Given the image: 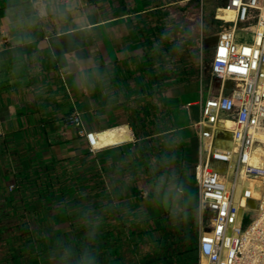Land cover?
Here are the masks:
<instances>
[{
	"label": "crops",
	"instance_id": "obj_1",
	"mask_svg": "<svg viewBox=\"0 0 264 264\" xmlns=\"http://www.w3.org/2000/svg\"><path fill=\"white\" fill-rule=\"evenodd\" d=\"M186 1L0 0L2 152L17 160L27 152L51 161L54 156L64 158L84 151L88 141L79 135L80 128L65 123L76 109L81 112L86 131L120 123L130 125L128 120L111 119V115L115 103L120 106L123 100L122 106L127 107L131 100L132 93L123 85V76L140 74L139 66L146 53L141 30L148 28L143 20L161 15L168 3ZM132 76L124 84L132 82ZM117 85L123 92L117 93ZM180 86L184 85L168 89L171 94L165 95L169 100L176 97L175 89ZM198 101L188 100L181 106L192 121L186 126L174 125L178 139L189 149L191 137L187 136L186 142L181 130L192 129L199 144L198 129L193 125L199 117L194 120L192 113V107L198 106L200 115ZM185 191L180 207H196L197 188L196 195ZM150 203L135 209H140L141 214L150 209L161 216L165 210L161 197H153ZM102 240L105 238H94V264L112 259L111 250L101 247Z\"/></svg>",
	"mask_w": 264,
	"mask_h": 264
},
{
	"label": "rangeland",
	"instance_id": "obj_2",
	"mask_svg": "<svg viewBox=\"0 0 264 264\" xmlns=\"http://www.w3.org/2000/svg\"><path fill=\"white\" fill-rule=\"evenodd\" d=\"M167 1L168 0H166V2ZM223 5L224 4L218 2V0H187L183 3H168L161 15L155 16L153 14L146 20H143V23L146 24V26L148 25L147 27L149 29L157 26V28L162 30V33L165 31L167 34L166 37L170 40L172 45L171 47H168L166 45L164 46L162 42L159 43L158 51L162 50L164 54H167L163 61L157 62L154 66L157 69H160L156 70L159 84L163 83L161 77V74H163L164 71L163 69L161 71L163 64L167 70L166 76L168 79L172 80L174 85L177 84L184 86L175 89L176 97L172 98L170 102L168 101V104H165L162 101L161 96H157L158 91L150 92L148 89L143 88L139 94L131 96V100L126 104L127 107L124 105L122 106V103H124L123 100L121 101L120 106L118 103H115L116 108L113 109L114 114L111 115V119L118 121L128 120V122L131 120L136 124L137 128L140 127L138 130L142 129L146 131L145 133L147 134V137L151 136L148 135L150 134L148 129L150 130L154 125L160 129L164 126L171 127L173 124L186 126L192 121L187 117L185 110L182 109L181 106L188 100H201V98L206 99L209 96V85L211 84L210 67L215 47L219 40L221 25L227 22V26H234L236 22V19L233 17L235 14L234 12L229 19L216 16L218 15V8L224 7ZM241 26L242 25L238 27L239 37H243L245 34V31L239 29ZM160 36L161 34L155 36L151 35V38L155 39ZM144 61L145 57H143V62ZM135 63L136 62H133L132 64L135 65ZM182 76L187 77L186 81L183 83H181ZM141 80L143 84H146V77H142ZM171 86L173 87L171 84L162 88L159 93L163 95V97H168V95L165 94H171V91L168 90ZM107 87H110V90L112 91V86L109 83L107 84ZM115 90L117 93L122 91L118 85ZM171 112L175 113L174 115L172 113L174 121L171 120ZM135 113H140V116L144 119L140 120L135 116ZM192 113L193 119L197 120L199 117V107H192ZM65 123L68 126H73L67 122ZM176 129L177 127L170 131L158 132L156 135L157 137L155 138H162V146L174 149L176 148L177 142H179ZM181 132L186 142H189L188 139L191 137L190 141L192 142V147H190L191 149L184 147L185 155L182 156L183 159L181 160H178L176 155L179 154V152L182 153V151L174 149V153L171 155V162L173 163L169 165V171L167 172H165V169L164 171L159 170L161 166H166L167 162L163 161V159L161 160L157 153L154 154L157 150L155 147L157 143L153 142L152 145L148 146L150 148H148L145 147L144 144H141L139 141L141 139L136 138V136L134 141L125 143L132 145L130 146V150L126 153H120L116 151L117 149H115V151H109V149L96 150L93 152V155L81 160L84 165L79 159L75 164H73L72 161L65 163L67 172H64V187L66 189L71 187L76 189L78 192L76 196L79 197L78 199L82 208L87 211L85 214L87 218H92V215H94L92 211V200L98 196L96 194H102L105 191H108L111 195V200H114L113 204L119 205L118 190L122 191V188L127 186L128 191L124 192L125 194L127 193L125 195V197L127 196L125 200H130V198H128L130 192L129 187L134 186V182H136V184L142 189V193L145 197L150 193L156 195L159 191L162 193L161 196L165 193L168 197H161L165 207L167 204L166 201L173 200V205L163 212V214L165 212H167L166 214L169 213L167 215L168 221L166 223L167 230H165V232L158 230L156 234L152 235L149 233L140 236L139 232L143 228V216L141 214H139V216L132 215L135 212H130V209L122 215L121 220L120 218L118 219V217L110 219L111 222H114L110 227L113 232L111 238H115L116 240L112 243L107 241L108 238H105V240H102L101 247L104 246L105 249L107 248V250H111L112 255H117L116 257L120 259L122 258L123 263L121 264H135L138 261H145V258L147 260L151 258L154 259V254L157 255V258H160L158 264L200 263L198 249L199 235L205 226L206 220L204 219V221L200 223L198 208L195 207V205L189 207L182 205V207H180V197L184 196L186 192L185 190H191L192 193L194 191V194L196 195L193 170L194 164L197 160L198 141L195 132L192 129L185 127ZM80 136L85 140L87 139L85 134ZM187 136H189L188 139ZM0 143L3 144L2 139ZM1 148L2 147L0 146V204L5 202V194L8 192L6 189L1 188L5 180H9L8 171H17L13 164L14 157L10 155L11 160L8 159V154L2 152ZM88 151H91L89 143H87L84 151L79 150L77 154ZM144 152H150V154L144 156ZM46 158L43 159L46 160ZM149 168H153L158 172L156 173L155 178L149 174ZM180 180H183L184 182L191 180L192 183H181ZM80 181L83 183H79ZM123 181H126L129 185L122 184ZM73 183H75L74 186ZM172 189L173 195H168ZM65 193L66 192L63 194L57 193L58 196L56 199H58L55 201V206L59 208L57 209L54 207L53 211H61L60 205L64 202L62 195L65 196ZM151 200L147 199L146 202L144 201L145 207V203L147 202V205L150 206ZM104 203L106 204L107 200L104 201ZM68 204L72 205V202H68ZM68 204L64 203V207H67ZM128 204V208H131ZM78 210L80 211L81 208ZM78 210L77 215L80 216L84 210L82 212H79ZM122 210H126L124 209V206L122 207ZM257 214L258 212L255 211L254 220L256 219ZM252 219L253 216L251 212L245 216L243 222L244 229L250 225ZM102 220L104 221V219ZM0 224L7 226V229L0 235V254L4 255L8 253V247L10 246L6 242L7 236L11 234L16 236L19 232L18 228H21L22 226H20V219L18 216H6L5 213L0 214ZM120 224L122 225L121 228L124 233L119 230ZM29 228L33 230L37 229L36 233H31V237H35L44 231L43 227L36 219H30ZM259 233V237L264 240V225ZM26 237L29 238L30 235H26ZM141 238H148V242L142 241L143 239ZM153 238H159L158 244L152 242V240H155ZM109 246H111V248ZM255 248L259 249L260 253H257L256 251L258 250ZM116 249L118 250L117 254H114ZM67 250L68 249H61L60 252H56L52 251L50 248L47 253L43 254L44 260H52L56 257H60L61 254L64 258H72L73 255L67 254ZM238 255L242 256L240 264H264V247H254L246 257L245 254H243V251ZM25 257L30 258L28 256ZM87 257L88 256L85 255V258ZM56 261L57 260H54V263L52 262L51 264H56ZM67 262L68 261H64L63 263L60 261L59 264H68Z\"/></svg>",
	"mask_w": 264,
	"mask_h": 264
},
{
	"label": "built area",
	"instance_id": "obj_3",
	"mask_svg": "<svg viewBox=\"0 0 264 264\" xmlns=\"http://www.w3.org/2000/svg\"><path fill=\"white\" fill-rule=\"evenodd\" d=\"M218 2L233 9L236 22L221 25L210 67V94L198 101L200 115L193 123L199 139L193 170L197 208L200 223L206 220L199 235V264H226L228 252H241L238 237L245 216L251 212L253 222L256 209L249 203L251 194L243 202L237 189L246 178L249 183L264 180V0ZM240 25L243 37L238 36ZM252 31L258 39L246 43ZM66 122L79 127L80 135L89 132L77 109Z\"/></svg>",
	"mask_w": 264,
	"mask_h": 264
},
{
	"label": "trees",
	"instance_id": "obj_4",
	"mask_svg": "<svg viewBox=\"0 0 264 264\" xmlns=\"http://www.w3.org/2000/svg\"><path fill=\"white\" fill-rule=\"evenodd\" d=\"M161 31L162 30L157 27L150 29L145 28L141 30L143 42L145 43V62H143V64H140L139 66V75L132 76V74H129L130 76H132L133 82L127 81L124 84L126 79H130V76H128L127 78L123 76L122 83L123 85H126L129 92L131 91V95L139 94L141 90H143V88L148 89L150 92L158 91L157 96H161L162 101L165 104H168V101L170 102V100L167 97H163V95H161L159 92L162 88L168 85H174V82L168 79V77L166 76L167 70L162 64L161 71L162 69L164 70L163 74H161L163 83L159 84V78L158 74H156V70L160 69L154 67L157 62L163 61L167 56V54H164L162 50L158 51V46L160 45L159 43L162 42L164 46L166 45L168 47L172 46L170 40L166 37V32L164 31L162 33ZM157 34H161V36L155 39L151 38V35L155 36ZM142 77L147 78L146 84L142 83ZM186 78V76H182L181 83L186 81ZM170 115L171 120L174 121L172 112L170 113ZM135 116L140 120L144 119L140 116V113H135ZM129 123L132 126L136 138L141 139L139 141L141 142V144H144L145 147L152 145L153 142L157 143V145L155 146L157 150L156 152H154V154L157 153V155L160 156L161 160L163 159V161L167 162L166 166H161L159 170L164 171L165 169V172L169 171V165L173 163L171 162V155H173L174 149L182 151V153L179 152L176 157L178 158V160L183 159L182 156L185 155V148L180 140V143L176 141V148L172 149L166 146H162V138H155L157 137L156 135L158 134V132H165L175 129L176 126H174V124L171 127L164 126L160 129L154 125L150 130L148 129V131H150V134L148 135L151 136L147 137L145 130H138L140 129V127L137 128L136 124H134L131 120L129 121ZM130 146L132 145H120L115 148L109 149V151H115V149H117L116 151L120 153H126L128 150H130ZM93 154L94 153L92 151H88L64 158L54 156L52 157L51 161H46L43 160V158L40 157L39 154L38 156H35L34 154L29 155L26 152L23 154L25 156L20 157L18 160H13L14 167L17 169V171L9 170V182L5 180L4 184L1 186L2 189H6V191L8 192H6L5 194V202L0 204V214L5 213L6 216L9 215L11 217L12 215L18 216L20 219V226L22 227L18 228L19 232L16 236L12 234L7 236L6 242L10 246L8 247V253L4 255L0 254V264H51L52 262L54 263V260H57L56 264H59L60 261L63 263L64 261H68V264H94V260L92 258L93 248L95 247L94 238H111V234H113V232L110 227L111 224L114 223L113 221L111 222V218L118 217V219L120 218L121 220L122 215H124L125 212H128L129 209H131L130 212L133 210L136 211L132 215L139 216V214H141V211L140 209L137 211V209L135 208H137V206L139 205L141 206L142 204H144V201L146 202L147 199L151 200V198L153 197L163 196H166L165 198L168 197L167 195H165V193H163V196H161L162 193L160 191L157 192L156 195L154 193H150L145 197V195L142 193V189L136 184V182L133 181L134 186L129 187L130 192L128 198H130V200H127L128 202L125 200L127 197H125V195L127 193H124L125 191H128L127 186H125V188H122V191L118 190V201H120L119 205L113 204L114 200H111V195L110 193H108V191H105L102 194H96L99 196H96L92 200V211L94 215H92V218H87L85 216L87 211L84 210V208H82V206L80 205L78 199L79 197L76 196L78 193L76 189L74 187L68 189L64 187V172H67V168L65 167L66 162L72 161V163L75 164V162L79 159L83 164L81 160ZM149 154L150 152H144V156ZM8 159L11 160V156L8 157ZM148 170L149 174L153 178H155L156 173L158 172H156L153 168H149ZM193 180L195 181L194 174ZM180 182L188 184L192 183L191 180H188L187 182L180 180ZM79 183L83 182L80 181ZM122 184L129 185L128 183H126V181H123ZM74 185L75 183H73V186ZM64 192H66L67 194L65 193V196L62 195L64 202L61 203L62 205H60L61 211H53L54 207L57 209L59 208L55 206V201L58 199H56V197L58 196V194H63ZM169 194L173 195V189L168 193V195ZM106 200L107 203L105 204L104 201ZM68 202H72V205L68 204ZM64 203L68 204V206L64 207ZM166 203L167 204L165 210L170 208V206L173 205L174 202L173 200H168V202L166 201ZM127 204L131 208H128ZM145 204H148V202ZM134 205L136 206L134 207ZM123 206L126 210H122ZM79 207L81 208V212L84 210L82 214H80V216L77 215V210L80 209ZM148 212H145L144 214L142 212L143 228L139 232L140 236L149 233L153 235L156 234L158 230L165 232V230H167V215L169 213L166 214L167 212H165L161 216H156L154 214V211L151 212L150 209H148ZM30 219H36L44 230L35 237H31V233H36L37 229L33 230L29 228ZM102 219H104V221ZM121 227L122 225L120 224L119 230L124 233ZM6 229L7 226L0 224V235ZM26 235H30V237L27 238ZM152 242H156V244H158L159 238L152 240ZM50 248L52 251L56 252H60L61 249H68L67 254H71L73 256L72 258H64V256L61 254V258L56 257L52 260H44L43 254L47 253L48 249ZM103 248L105 247L103 246ZM117 251L118 250L116 249L114 251V254H117ZM83 253L88 257L85 258V255ZM25 256H28L30 258H26ZM116 256L117 255H113L112 259H106L107 261L105 262V264L123 263L122 258L120 259ZM153 257L154 259L151 258L148 260L145 258V261L142 260V264H158L160 258H157L156 254H154Z\"/></svg>",
	"mask_w": 264,
	"mask_h": 264
},
{
	"label": "bare ground",
	"instance_id": "obj_5",
	"mask_svg": "<svg viewBox=\"0 0 264 264\" xmlns=\"http://www.w3.org/2000/svg\"><path fill=\"white\" fill-rule=\"evenodd\" d=\"M233 12V9H225L223 7H219L218 15L216 16L229 19L233 15ZM253 34V31L248 32L246 34V43L252 42V39H258V36L253 37ZM86 138L90 147L95 150L117 147L124 143H130L135 140L134 132L128 123H120L110 127H106L104 129L89 131L86 133ZM244 180H246L245 183L240 184L239 188L237 189V192L238 194L242 195L243 202L245 201L246 194H251V199L249 200V203L258 212L256 219L246 229H244L240 234V237H238L241 241L240 250L241 252L243 251V254H245L246 257L247 254H250V251L254 247H264V240L259 237V231L264 225V180H256L252 181V183L251 181L249 183L247 178ZM243 208L244 204L240 202L239 209ZM240 215L241 213L239 214V217ZM256 250H258L256 251L257 253H260L259 249ZM230 253L231 251L228 252V254L226 255L227 259H224V262L226 264H240L242 256H239L237 254H233L232 256H230Z\"/></svg>",
	"mask_w": 264,
	"mask_h": 264
},
{
	"label": "snow or ice",
	"instance_id": "obj_6",
	"mask_svg": "<svg viewBox=\"0 0 264 264\" xmlns=\"http://www.w3.org/2000/svg\"><path fill=\"white\" fill-rule=\"evenodd\" d=\"M248 51H249V50H245V54H246V55L248 54ZM233 70H234V71H245V69H242V68H241V69H236V68H234Z\"/></svg>",
	"mask_w": 264,
	"mask_h": 264
}]
</instances>
